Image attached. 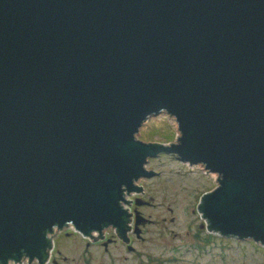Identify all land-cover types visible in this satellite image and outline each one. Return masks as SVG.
Segmentation results:
<instances>
[{
  "label": "water",
  "instance_id": "water-1",
  "mask_svg": "<svg viewBox=\"0 0 264 264\" xmlns=\"http://www.w3.org/2000/svg\"><path fill=\"white\" fill-rule=\"evenodd\" d=\"M162 112L175 142L138 139ZM162 153L219 175L210 231L264 245V0H0V264L68 223L127 241Z\"/></svg>",
  "mask_w": 264,
  "mask_h": 264
},
{
  "label": "rangeland",
  "instance_id": "rangeland-1",
  "mask_svg": "<svg viewBox=\"0 0 264 264\" xmlns=\"http://www.w3.org/2000/svg\"><path fill=\"white\" fill-rule=\"evenodd\" d=\"M178 134L175 117L160 113L143 123L137 138L166 144L175 142ZM146 168L156 174L137 180L135 185L142 187L140 197L152 200L153 205L138 207L141 215L151 222L139 226L140 239L133 231L131 219L128 237L133 239V252L112 227L106 231L112 242L105 248L99 242L88 244V239L74 232L69 224L62 232L55 231L53 256L56 263L52 256L48 264H264V245L218 232L209 233L206 226H202L206 221L197 209L202 194L218 185L217 173L164 153L149 158ZM134 197L133 193H125L130 203L127 206L122 202V205L131 208ZM27 263L28 260L24 262ZM30 264L38 262L33 260Z\"/></svg>",
  "mask_w": 264,
  "mask_h": 264
},
{
  "label": "flooded vegetation",
  "instance_id": "flooded-vegetation-1",
  "mask_svg": "<svg viewBox=\"0 0 264 264\" xmlns=\"http://www.w3.org/2000/svg\"><path fill=\"white\" fill-rule=\"evenodd\" d=\"M151 205H153V204H150V205H148V206H151ZM58 252H59V251H58ZM52 256H53V255H52ZM63 259L66 260L67 258L64 257ZM53 262L56 263V260L53 259Z\"/></svg>",
  "mask_w": 264,
  "mask_h": 264
},
{
  "label": "bare ground",
  "instance_id": "bare-ground-1",
  "mask_svg": "<svg viewBox=\"0 0 264 264\" xmlns=\"http://www.w3.org/2000/svg\"><path fill=\"white\" fill-rule=\"evenodd\" d=\"M165 114H167V113H165ZM200 166V165H199ZM202 166V165H201ZM94 235H96L95 233H94Z\"/></svg>",
  "mask_w": 264,
  "mask_h": 264
},
{
  "label": "trees",
  "instance_id": "trees-1",
  "mask_svg": "<svg viewBox=\"0 0 264 264\" xmlns=\"http://www.w3.org/2000/svg\"><path fill=\"white\" fill-rule=\"evenodd\" d=\"M207 237L210 238V235H208Z\"/></svg>",
  "mask_w": 264,
  "mask_h": 264
}]
</instances>
